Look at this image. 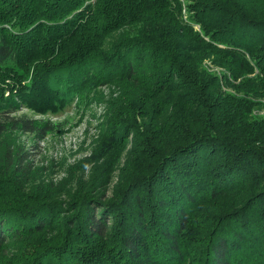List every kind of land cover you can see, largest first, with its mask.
I'll list each match as a JSON object with an SVG mask.
<instances>
[{
  "label": "trees",
  "instance_id": "trees-1",
  "mask_svg": "<svg viewBox=\"0 0 264 264\" xmlns=\"http://www.w3.org/2000/svg\"><path fill=\"white\" fill-rule=\"evenodd\" d=\"M103 83L136 168L63 214L2 147L0 264H264V0H0V140Z\"/></svg>",
  "mask_w": 264,
  "mask_h": 264
},
{
  "label": "rangeland",
  "instance_id": "rangeland-1",
  "mask_svg": "<svg viewBox=\"0 0 264 264\" xmlns=\"http://www.w3.org/2000/svg\"><path fill=\"white\" fill-rule=\"evenodd\" d=\"M116 32L106 38V44L115 38ZM203 63L209 61L204 59ZM118 93L116 85L103 83L56 111L37 113L21 108L16 112L17 116L49 127L41 137L23 131H7L1 137L0 149L25 152L31 165L30 172L23 177L24 191L36 192L45 201L59 202L63 214L76 194H91L103 201L111 198L129 169L136 168L139 156L134 148L137 127L127 131L126 137L116 138L118 134L114 140L108 137L110 145L105 142V124L109 114L115 113L110 99ZM254 113L264 115V105Z\"/></svg>",
  "mask_w": 264,
  "mask_h": 264
}]
</instances>
